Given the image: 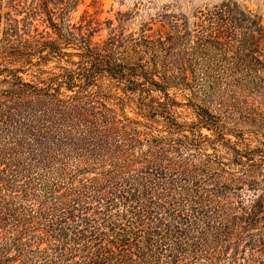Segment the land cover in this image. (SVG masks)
<instances>
[{
  "label": "rangeland",
  "instance_id": "obj_1",
  "mask_svg": "<svg viewBox=\"0 0 264 264\" xmlns=\"http://www.w3.org/2000/svg\"><path fill=\"white\" fill-rule=\"evenodd\" d=\"M0 4L27 31L0 43L4 203L70 246L129 227L158 247L154 264H186L202 199L264 197V0Z\"/></svg>",
  "mask_w": 264,
  "mask_h": 264
},
{
  "label": "trees",
  "instance_id": "obj_2",
  "mask_svg": "<svg viewBox=\"0 0 264 264\" xmlns=\"http://www.w3.org/2000/svg\"><path fill=\"white\" fill-rule=\"evenodd\" d=\"M33 1H43V7H47L69 0ZM72 2L79 5L83 0ZM87 18L90 19L88 22L94 20L91 14L84 15L82 19ZM49 26H53L52 21ZM21 30L19 22L4 26L0 21V43L23 45L22 33L27 31L23 29L21 33ZM11 48L14 51L10 54H19L16 47ZM68 80L72 81V78ZM0 180L2 183L6 181L2 177ZM126 193L122 199L138 202L135 193H131V190ZM3 199L1 196L0 264H154L158 256V247L151 243V237H144L138 233L139 229L132 231L129 227H111L107 232L95 231L90 236L78 230L72 239L74 246H70L68 233L62 227L55 230L39 227L36 217H28L23 211L12 208L8 202L4 203ZM229 202L222 196L200 201L197 215L186 223V264H264V197L240 209ZM73 213L68 218L72 219ZM146 214L143 209L137 210V228L145 223L148 218ZM84 224L87 226L89 223L85 220ZM53 232H59L61 240L54 249L50 248L55 246L53 243L48 246L47 239L55 236ZM84 239L87 240L82 243Z\"/></svg>",
  "mask_w": 264,
  "mask_h": 264
}]
</instances>
